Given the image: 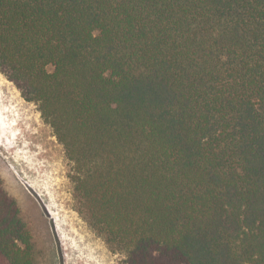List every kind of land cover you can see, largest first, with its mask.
Here are the masks:
<instances>
[{"label":"trees","instance_id":"obj_1","mask_svg":"<svg viewBox=\"0 0 264 264\" xmlns=\"http://www.w3.org/2000/svg\"><path fill=\"white\" fill-rule=\"evenodd\" d=\"M0 73L118 264H264V0H0ZM33 262L0 180V264Z\"/></svg>","mask_w":264,"mask_h":264},{"label":"rangeland","instance_id":"obj_2","mask_svg":"<svg viewBox=\"0 0 264 264\" xmlns=\"http://www.w3.org/2000/svg\"><path fill=\"white\" fill-rule=\"evenodd\" d=\"M71 164L37 105L0 73V180L33 241V264H118L77 211Z\"/></svg>","mask_w":264,"mask_h":264}]
</instances>
